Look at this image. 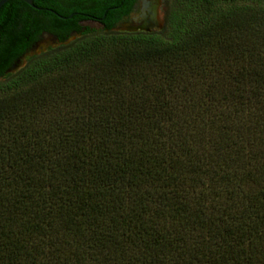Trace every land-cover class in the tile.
I'll list each match as a JSON object with an SVG mask.
<instances>
[{"label":"trees","instance_id":"trees-1","mask_svg":"<svg viewBox=\"0 0 264 264\" xmlns=\"http://www.w3.org/2000/svg\"><path fill=\"white\" fill-rule=\"evenodd\" d=\"M11 2L0 264H264V0H166L159 32L90 33L13 72L29 28Z\"/></svg>","mask_w":264,"mask_h":264},{"label":"flooded vegetation","instance_id":"flooded-vegetation-1","mask_svg":"<svg viewBox=\"0 0 264 264\" xmlns=\"http://www.w3.org/2000/svg\"><path fill=\"white\" fill-rule=\"evenodd\" d=\"M166 11V0H34V5L12 0L9 13L16 18L13 27H22L24 22L29 28L21 42L27 48L15 64L90 33L159 32L164 28L157 30L159 22L165 26Z\"/></svg>","mask_w":264,"mask_h":264},{"label":"water","instance_id":"water-1","mask_svg":"<svg viewBox=\"0 0 264 264\" xmlns=\"http://www.w3.org/2000/svg\"><path fill=\"white\" fill-rule=\"evenodd\" d=\"M9 1H12V0H0V10L4 6V4H6ZM22 1H25V2H27L29 4H31V5H34V0H22ZM163 27H164V23L162 21H160L157 30H160ZM27 60H28V56L23 58V59H21L16 64H14L13 67L9 71H11V72L16 71L20 67L24 66L26 64Z\"/></svg>","mask_w":264,"mask_h":264}]
</instances>
